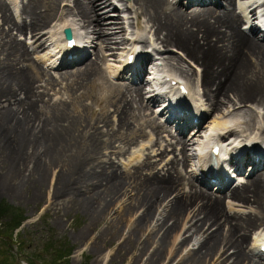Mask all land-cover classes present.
Returning a JSON list of instances; mask_svg holds the SVG:
<instances>
[{
  "label": "bare ground",
  "instance_id": "obj_1",
  "mask_svg": "<svg viewBox=\"0 0 264 264\" xmlns=\"http://www.w3.org/2000/svg\"><path fill=\"white\" fill-rule=\"evenodd\" d=\"M64 1L67 6L61 7ZM224 1L231 5L236 2L238 11L212 6L207 0H0V178L18 170L27 173V184L46 180L52 174L53 197L67 198L63 208L79 203L89 214L90 223L121 206L122 213L118 209L114 224L117 227L128 218L131 230L118 252L124 255L133 241L140 244L131 264H264L257 248V240L264 236V161L247 178L223 192L226 209L219 201L222 195L195 183V166L204 165L203 148L215 133L233 143L246 136L255 144L264 142V33L257 26L264 0ZM114 8L117 12H112ZM141 16L149 27L142 25ZM124 19L128 20V29ZM65 27L86 34L92 56L86 59L89 54L85 55L79 66L59 75L44 73L29 49L48 48L35 58L53 66L57 62L53 51ZM147 31L154 35L145 36ZM19 33L29 34L35 41H21L16 36ZM147 38L155 44L165 41V47L179 45L176 47L193 62H202V70L195 67L192 79L193 63L186 66L181 53L156 51L158 65L188 80L196 112L201 111L202 116L214 114L204 130L201 121L189 124L191 129L197 128L194 132L182 131L175 138L163 136L165 132L169 135L173 123L148 117L147 108L152 109L150 105L158 99L152 88L146 89L147 85L151 87L149 78L141 77L146 67L132 82L113 83L105 75L114 91L111 103L116 117L111 121L107 111H102V125L98 118L86 122L80 111L72 116L68 99H59L58 104L45 101L43 90L57 85L71 92L72 101L80 99L82 95L74 93L102 76L99 60L104 63L112 59L106 66L111 71L117 53L121 55L131 47H127L129 44L137 46ZM149 68L154 82L158 71ZM197 85L202 86L207 105L197 98ZM3 97L9 103L3 104ZM42 106L44 116L37 114L42 113ZM134 115L145 118L149 125V149L154 153L142 157L138 152L128 161L119 159L116 165L110 160L111 152L122 154L124 150L117 148V142L128 146L135 142L130 139ZM85 124L93 128L88 137L83 134ZM162 137L167 139L164 147ZM155 145L160 147L156 150ZM169 146L179 152L159 169L157 161L165 160ZM8 155L9 159L4 158ZM189 162L195 168L186 175L183 171ZM129 163L131 167L127 168ZM54 167H61L59 175ZM131 168L135 169L133 174H126ZM144 169L150 172L144 173ZM19 183L23 182L17 180L13 185L18 188ZM131 191L132 195L128 193ZM117 229L106 227L101 240L107 241ZM250 232L252 241L248 243Z\"/></svg>",
  "mask_w": 264,
  "mask_h": 264
},
{
  "label": "rangeland",
  "instance_id": "obj_2",
  "mask_svg": "<svg viewBox=\"0 0 264 264\" xmlns=\"http://www.w3.org/2000/svg\"><path fill=\"white\" fill-rule=\"evenodd\" d=\"M181 1L182 3L185 2V0H181ZM66 6H67V2H65V4L62 3L61 5V7H66ZM112 12H117V10L113 9ZM120 13L122 14V16H125L123 12H120ZM140 20L144 27H149L147 26L146 19L143 16L140 17ZM149 23L151 24V22ZM124 25L128 29V26H129L128 20L124 19ZM127 29H125L124 34ZM147 34H148V31L146 32L145 36H147ZM16 36H17V39H21V41L23 40H25V42L35 41V39L33 38L30 39L31 35L29 34L24 35V34L19 33ZM162 44H164V45H161L162 48H168L166 50H172V52L177 55L178 53H181L180 58L183 59L186 66H189L190 63H193V66L191 68L192 75H190L192 79L194 75L193 72H195V67H199V70L203 68L201 61L198 62L197 60H195V62L198 63L197 64L193 62L185 54H183V52L176 47V46L180 47L179 45H176L175 43H171L176 46L169 45L168 47H164L166 46L165 41H163ZM99 45L100 43H98L97 47H99ZM42 48L43 47L35 48L32 50L29 49L32 59L37 64H40V62L35 60L33 57L37 53H40V54L43 53ZM90 56H92V53L89 54L86 59L90 58ZM80 64L81 62H78V64H75V66L67 65L65 66V68H62L60 70L58 69V71L62 70L60 73H63L67 69L77 67ZM100 64H103L102 60H99L97 64L99 65L101 69L102 76L96 78L94 80V84L85 85V87L82 88L80 91L78 90L76 91V93H74V94H77V96L79 97L82 95L80 99L76 98L74 99V101H72L71 92H69V90H66L65 92L62 86L57 87L58 86L57 85L55 86V88L53 87L54 89L48 86L49 91L44 89L43 87L39 88L41 91L42 89H44L43 92L46 98L45 101L51 102L50 100H52L58 104L59 99L63 98L62 100L65 102L68 99L69 101L67 100L66 102L68 103L67 105L68 112H70L72 116L79 115L80 114L79 111L82 112L81 113L82 119L86 120V122H89V123H92V121H90L91 119L98 118L100 120V124L102 125L105 122L103 117L100 116V113L102 111H105V112L107 111L108 118L110 117L109 119L113 121L116 117V114L114 113V110H113L115 106L113 103H111L112 102L111 95H113L114 91L112 90L113 88H111L108 82L106 81L105 74H104V67L102 69L101 67L103 65H100ZM43 71L44 73L48 72L44 68H43ZM55 72L57 73V71ZM41 77L42 75L40 74V76H38L37 78L40 79ZM198 91H199L200 97L202 98V101L206 102V100L208 99L204 95V90L202 86H200ZM5 100L6 98L3 97L2 99L3 104L9 103V102H6ZM51 103H54V102H51ZM206 103H208V101ZM44 110H45V107L43 108L42 106V110H41L42 113L37 112V114L44 116L45 114ZM147 110H149L148 112L150 113L148 117H155L153 115L154 111L152 109L147 108ZM212 116H214V114H211V113L207 116V118L202 124L203 126H201L202 130L205 129V127L207 126ZM133 120L134 121H131L132 122L131 130L134 131V134L130 136V139L135 140V142L132 143L130 146L125 145L124 143L122 144L119 141L117 142L116 144L118 146L117 148L118 149L124 148V150H121L120 153L122 154L118 153L119 156H117L118 155L117 153L111 152L112 159L110 160L112 161L115 160L116 165L119 164V159L130 156L132 151L139 150L138 148H140L141 142L142 143L148 142L149 141L148 139H150V136H149L150 134L148 133L150 128L148 127L149 125L148 126L146 125L145 118L143 117L140 118L134 115ZM65 122L63 123L66 124ZM85 126L87 127V130L84 131L83 134H87V137H88V133L92 132L93 128H92V125L85 124ZM123 131L125 130L123 129ZM163 136H167V135H163ZM153 140L155 142L156 138L154 137ZM161 141L163 143V147L166 146L167 139L165 137H162ZM159 147H160L159 145L154 146L156 150ZM9 150L10 148L6 147L5 152L9 154ZM142 150H143V156H145L146 153L148 154L149 152H151L152 154L154 152L152 151V149L146 148V146L143 147ZM166 152L170 153L169 155H173L172 150L170 149L167 150ZM4 158L9 159L10 155ZM161 162H163V160L157 161L158 163L157 166L159 169L163 168V166L166 164V160L162 166H161ZM14 164L16 165V166L14 165V168L15 167L18 168V165L16 163ZM8 167H11V166L8 165ZM54 168H56L54 169V171L57 173V175H59L61 171V167H54ZM188 168H189V165L187 164L185 167L186 174H187ZM134 170H135L134 168H131L130 172H128L129 171L128 169L126 174L128 175L133 174ZM148 172H150V170L144 169V173H148ZM51 176L52 174L50 175L49 178L47 177L48 180L50 179L48 182L46 178V180H43V181L39 180L36 182L24 184V182H26L25 179L27 177V173L18 172L17 170L14 172V174L11 173L8 176L4 175L3 178H0V201H7L8 203H11L13 205H17L23 208L27 216L26 219H24V221L22 222L21 226L17 228L15 231H13L12 233L9 231H7V233L6 231L0 232V250H5L6 245L12 248L13 251L21 250L20 257L22 258L20 259V261L22 264H27V259L25 257L26 254L31 253L33 250H36L37 248H41L42 242L48 239L50 235L54 234L55 236H58V237H67L70 244L73 246L72 253L69 255L70 264H131L133 257L134 256L136 257L135 254L139 251L140 244L138 246V244L135 243L136 241H133L127 245L128 247L126 246L127 251L126 253H124V255L121 256L119 254L118 252L119 248L125 242L129 229L131 230V227L129 228L128 226L131 220L128 221V218L126 219L123 218L121 224H119L117 227L114 224L115 218H118V212L121 209V206H119L120 207L119 208L118 205H116L114 209L108 211L107 213L100 215L98 219H95L94 221L90 223L89 214L84 210L85 208L80 207L79 203H75L74 207L70 209L69 207L63 208L64 207L63 203L67 200V198H63V196L53 197L52 190L54 187V182L50 184ZM17 180H20L21 182H23V183L18 184V188H16L17 185L15 186L13 185V183L16 182ZM133 191L128 192V193L132 195ZM223 198H225L224 193L222 194L221 199L219 201H220L221 206L223 207L224 205L226 209L227 207L225 205L226 199L223 200ZM128 200L129 199H126L124 203L125 204L128 203ZM68 204L71 205V203L69 202H66L65 205H68ZM120 212L122 213L121 210ZM131 217L135 218V215L133 214ZM111 225L114 229H117V228L118 229L117 231H115L114 234H112L109 237L107 241L104 242V240H101L100 238L101 235L103 234L102 232L105 230L106 227H110ZM262 226L263 225L259 224L258 225V227H260L259 229H262ZM0 228H1V224H0ZM251 233L252 232H250V234ZM19 236H21V239L23 240L24 243L20 244ZM251 238H252V234L249 237V240L247 241L248 243L252 241ZM103 239H104V236H103ZM192 244L193 242L188 245L192 246ZM21 245L22 247H20ZM141 264H144V263L142 262ZM171 264H176V262L172 261Z\"/></svg>",
  "mask_w": 264,
  "mask_h": 264
},
{
  "label": "trees",
  "instance_id": "obj_3",
  "mask_svg": "<svg viewBox=\"0 0 264 264\" xmlns=\"http://www.w3.org/2000/svg\"><path fill=\"white\" fill-rule=\"evenodd\" d=\"M26 217L23 208L7 201H0V232L6 231L7 233L9 231L12 233L21 226ZM19 242L20 244L24 243L21 236H19ZM72 250L73 246L67 237H58L52 234L42 242L41 248L33 250L25 257L27 264H70L69 255ZM20 252L21 250L13 251L6 245L5 250H0V264H22Z\"/></svg>",
  "mask_w": 264,
  "mask_h": 264
},
{
  "label": "water",
  "instance_id": "obj_4",
  "mask_svg": "<svg viewBox=\"0 0 264 264\" xmlns=\"http://www.w3.org/2000/svg\"><path fill=\"white\" fill-rule=\"evenodd\" d=\"M65 31L68 32V28Z\"/></svg>",
  "mask_w": 264,
  "mask_h": 264
}]
</instances>
